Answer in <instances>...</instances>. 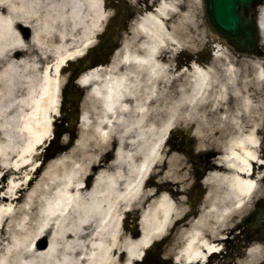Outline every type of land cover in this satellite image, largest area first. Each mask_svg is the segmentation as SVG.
I'll list each match as a JSON object with an SVG mask.
<instances>
[{"label": "bare ground", "instance_id": "1", "mask_svg": "<svg viewBox=\"0 0 264 264\" xmlns=\"http://www.w3.org/2000/svg\"><path fill=\"white\" fill-rule=\"evenodd\" d=\"M102 1L0 0V100L11 103L17 97L16 79L33 68L28 56L44 42L74 39L79 28L85 36L42 72L22 122L0 107V264H133L165 236L181 210L168 185L153 187L147 178L163 158L167 131L193 123L202 146L200 133L223 121L231 93L244 109L253 107L245 90L242 95L229 85L241 76L250 82V68L255 83L264 81V62L236 58L221 44L212 47L215 61L171 68L175 53L195 50L201 4L152 0L153 7L134 23V46L118 53L129 64L125 70L96 68L80 79L100 106L94 135L104 148L116 142L114 159L97 164L101 148H93L91 140L84 147L81 132L72 151L46 160L41 148L50 137L49 119L58 111L60 70L100 31L108 16ZM259 12L264 41V8ZM89 120L83 115L82 127ZM256 142L252 132L231 138L225 153L232 165L245 168L255 157ZM232 165L231 171L212 168L206 175L200 214L176 231L182 242L176 245L173 238L176 261H202L213 247L206 235L216 238L244 204L253 181ZM132 212L140 214L138 232L123 224Z\"/></svg>", "mask_w": 264, "mask_h": 264}, {"label": "flooded vegetation", "instance_id": "2", "mask_svg": "<svg viewBox=\"0 0 264 264\" xmlns=\"http://www.w3.org/2000/svg\"><path fill=\"white\" fill-rule=\"evenodd\" d=\"M121 0H109V6L114 9V16L110 18L106 31L97 39L95 45L85 57L78 61L70 62L65 68L67 80L62 89L60 113L54 120L55 137L47 145V153L53 155L65 153L73 146L77 137V94L78 86L75 83L77 72L81 68V62H85L87 70L101 67L105 72L116 70L122 72L127 63L123 64L122 59L116 50L124 46L130 39H106L111 22L117 17V8ZM141 9L152 7V0H137ZM260 7H264V0H261ZM127 18L129 15L126 16ZM126 18V19H127ZM259 14H257V20ZM125 19V22H126ZM223 43H225L223 41ZM257 52L252 54L241 52L236 48L229 47L230 55L236 58L248 60H260L264 62V42L258 39ZM176 55H186L183 61L172 60L174 70H179L184 63L199 60L203 64L212 62L214 52L201 54L199 52H183ZM200 55V57H198ZM173 59V58H172ZM177 60V59H176ZM244 69L245 73V68ZM243 69H239L243 71ZM250 82L245 84L243 76L238 77L230 90L235 89L243 95L245 90L251 97L253 107L244 109L240 101L233 96L225 101V115L223 121L218 123L213 130L205 128L200 136H204L202 146L195 133L193 123H184L171 129L167 139V160L175 162L170 170V177L163 183L168 185L169 190L174 193V198L180 202V212L176 221H171L165 240L155 242L148 251L149 264H184L175 260V250H170L179 229H185L189 220L200 214V208L205 200L208 187L204 183L206 175L212 168L221 172L231 171L232 163L229 161L227 152L228 141L234 136H242L252 132L257 138L255 157L248 159V164L243 168V163L234 164V171L241 177H248L253 181V188L243 199L244 204L231 213L232 222L216 238L206 235L211 249L204 252V259L199 262L188 264H264V81L255 83L253 69L250 68ZM246 74V73H245ZM221 79V78H220ZM90 104L92 103V98ZM210 118L206 115V120ZM208 122V121H207ZM210 124V122H208ZM207 126V124H206ZM180 127V128H179ZM116 143L111 148L97 156V164H105L114 159ZM165 164L155 170L151 183L156 184L158 178L166 171ZM163 185L160 184V187ZM177 238V237H176ZM182 240V239H181ZM176 239V245L182 242ZM166 247L165 258L161 257Z\"/></svg>", "mask_w": 264, "mask_h": 264}, {"label": "rangeland", "instance_id": "3", "mask_svg": "<svg viewBox=\"0 0 264 264\" xmlns=\"http://www.w3.org/2000/svg\"><path fill=\"white\" fill-rule=\"evenodd\" d=\"M199 2L201 4V8L199 9L200 30L198 31V40H196V46L198 47L202 46L204 42H207L210 39H216L213 37V34L211 33L210 29L204 21L202 0H199ZM192 4H196L195 0H192ZM84 38L85 36L79 28L74 33V39H50L44 42V46L42 48L37 49V51H33L28 56L27 61V63L31 65L29 67L33 68L28 70L25 75L21 74L16 79L17 85L14 87L13 91L16 93L17 97L11 103L6 102L5 99L0 100V107H7L6 109L11 112L10 117L19 119V121L22 122L23 117L30 112V107L32 106L30 97L34 93L33 91L36 92L34 85L40 81L42 72L45 71L50 64H53L58 59H60L61 55L65 54L66 51H71L76 48ZM32 63L35 64V66H33ZM61 80L63 81L62 75ZM32 84L33 86H31ZM32 87L35 90H31ZM82 110L86 114L87 118L89 117V119H92L93 122L94 119L97 118L99 115L100 106L98 103L94 102L92 105H90L89 99L85 97L83 101ZM52 118L53 117H50L49 121ZM81 130L84 136V147L87 148V144H89L91 140V142L94 144L93 147H95L96 150L101 148L99 151H102L104 146L101 142L98 141V139L94 135L92 124L89 123V121L87 122V125L85 127H82ZM137 218L138 212L128 213L125 215L124 224L128 227L135 225L138 232V224L135 222Z\"/></svg>", "mask_w": 264, "mask_h": 264}, {"label": "water", "instance_id": "4", "mask_svg": "<svg viewBox=\"0 0 264 264\" xmlns=\"http://www.w3.org/2000/svg\"><path fill=\"white\" fill-rule=\"evenodd\" d=\"M259 0H204L205 20L210 29L230 44L252 51L257 25L252 13Z\"/></svg>", "mask_w": 264, "mask_h": 264}]
</instances>
